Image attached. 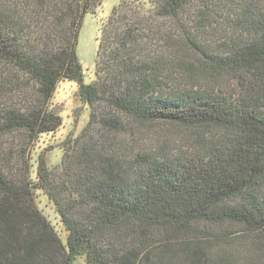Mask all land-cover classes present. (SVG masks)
<instances>
[{
    "label": "trees",
    "instance_id": "trees-1",
    "mask_svg": "<svg viewBox=\"0 0 264 264\" xmlns=\"http://www.w3.org/2000/svg\"><path fill=\"white\" fill-rule=\"evenodd\" d=\"M102 2L0 0V135L56 132L65 79L90 108L35 177L0 148V264H264V0H121L87 83L79 32ZM151 123L189 144L134 145Z\"/></svg>",
    "mask_w": 264,
    "mask_h": 264
},
{
    "label": "rangeland",
    "instance_id": "rangeland-1",
    "mask_svg": "<svg viewBox=\"0 0 264 264\" xmlns=\"http://www.w3.org/2000/svg\"><path fill=\"white\" fill-rule=\"evenodd\" d=\"M120 1L121 0H103L96 14L88 13L84 16L79 32L77 53L83 64L85 81L87 83L95 79L96 56L99 45L101 21L110 14L113 7ZM190 16L191 21L189 26H194V19H196L195 13L190 14ZM224 27L227 32L229 27H227L226 23L224 26L218 25V33H215L217 31L210 32L208 38L211 43L217 44L218 41L222 39L219 36L225 35V31L224 35H222ZM77 91L78 84L72 80L65 79L58 84L52 104L54 109L59 112L62 117L63 125L56 132L43 133L32 141L29 139L28 134L24 132L16 131L7 135H0V148L4 151L5 157L9 159V170L16 179L24 177V172L26 171L25 166L28 167V171H30L32 177H35L39 157L43 153L47 154L51 166L56 167L60 164L63 156L64 141L67 138L76 137L89 119L90 108L78 99L76 95ZM137 127L140 132L138 133V139L136 140L137 135H133L134 138H131L134 145L137 144L139 146L144 145L145 147H150L158 142V144L164 143V145H171L173 149L177 150L182 148L183 145H186V143L187 145L189 144L187 141L183 140V138L189 137V134L184 129L176 126L171 127V130H166L170 128L169 125H159L158 123L141 124ZM164 132L169 133L166 142H163L162 138ZM92 133L96 136L102 133L99 125L94 127ZM24 147H28L27 155L31 157L30 160L28 159V165L25 164L22 157L20 158V154ZM1 155L2 153H0V156ZM39 197H41L39 203L40 208L44 214L59 227V215L54 206L50 203L48 197L44 194H40ZM215 232L218 234L221 230L217 227Z\"/></svg>",
    "mask_w": 264,
    "mask_h": 264
}]
</instances>
